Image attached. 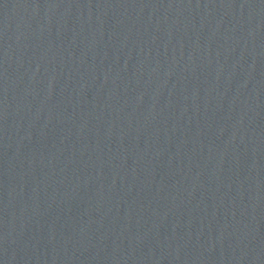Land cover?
I'll list each match as a JSON object with an SVG mask.
<instances>
[{"label": "water", "instance_id": "95a60500", "mask_svg": "<svg viewBox=\"0 0 264 264\" xmlns=\"http://www.w3.org/2000/svg\"><path fill=\"white\" fill-rule=\"evenodd\" d=\"M0 264H264V0H0Z\"/></svg>", "mask_w": 264, "mask_h": 264}]
</instances>
